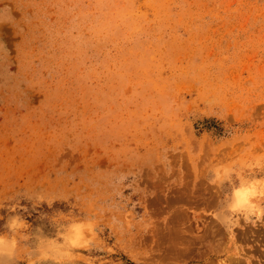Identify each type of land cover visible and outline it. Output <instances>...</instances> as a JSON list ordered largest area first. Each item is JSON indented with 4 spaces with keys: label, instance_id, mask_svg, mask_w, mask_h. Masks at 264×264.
I'll return each instance as SVG.
<instances>
[{
    "label": "rangeland",
    "instance_id": "1",
    "mask_svg": "<svg viewBox=\"0 0 264 264\" xmlns=\"http://www.w3.org/2000/svg\"><path fill=\"white\" fill-rule=\"evenodd\" d=\"M0 264H264V0H0Z\"/></svg>",
    "mask_w": 264,
    "mask_h": 264
},
{
    "label": "clouds",
    "instance_id": "2",
    "mask_svg": "<svg viewBox=\"0 0 264 264\" xmlns=\"http://www.w3.org/2000/svg\"><path fill=\"white\" fill-rule=\"evenodd\" d=\"M237 195H239V193Z\"/></svg>",
    "mask_w": 264,
    "mask_h": 264
}]
</instances>
